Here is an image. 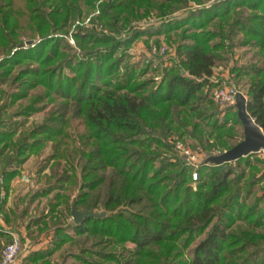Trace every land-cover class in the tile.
Here are the masks:
<instances>
[{
  "label": "trees",
  "instance_id": "obj_1",
  "mask_svg": "<svg viewBox=\"0 0 264 264\" xmlns=\"http://www.w3.org/2000/svg\"><path fill=\"white\" fill-rule=\"evenodd\" d=\"M162 36L170 66L134 61L135 43ZM238 48L255 54L231 72L248 77L264 130V0H0L1 212L23 164L49 148L23 206L4 213L26 264L61 250L84 264H264V159L205 161L244 138L231 141L238 112L220 119L209 95ZM185 138L200 164L177 149ZM73 207L105 214L70 223ZM12 239L0 228V260Z\"/></svg>",
  "mask_w": 264,
  "mask_h": 264
},
{
  "label": "rangeland",
  "instance_id": "obj_2",
  "mask_svg": "<svg viewBox=\"0 0 264 264\" xmlns=\"http://www.w3.org/2000/svg\"><path fill=\"white\" fill-rule=\"evenodd\" d=\"M95 12H96V10H94L93 12H91L90 15L91 14H94ZM184 13H185L184 11H180L179 13L176 14V16H179V15L182 16ZM90 15L87 14L85 17L82 18V21L85 22L86 19ZM94 22L96 24L98 23V21H94ZM76 24H77V22H76ZM74 29H75V25H72V27L70 29L69 35L73 32ZM68 38H69L70 44L74 48H77L75 41H74V43L71 42V39H70L71 36H68ZM160 39H161L162 43H165V44L168 45V42L166 41V39H165L164 36H162ZM138 44L135 43V45H133V47L129 51L132 55H134L136 57V59H140L142 57V54H143L142 50H140V49L143 48V46H140L139 47ZM254 55L255 54H254V51L253 50H248L246 48H238V49L235 50L234 55L231 57V60H230L229 63H227V65H225V64H219V65H217L214 68V74L212 75V77H210V80H209V81H211L213 83L212 86H211V88L209 89L210 99H213V93L216 90V88L221 87L223 85H228V84H231L234 87H236L239 91H241L243 94H245L246 97L248 98V96H247V91H248V86H249L248 77L247 76H243V77H240V78L236 79V78H234V76H233V74L231 72V69L235 65H244V64L250 65L252 62H255L254 61V57H255ZM169 66H170V64H169ZM151 75H153V76L156 75V79L157 78L159 79L158 81H160V79H162L161 78L162 77V71L161 70L158 71L156 74L152 71V72L146 74L144 76V78H148ZM218 109H219V112H220V119H223L225 117V115H227L228 113H236V112H238L236 106L235 107L234 106L227 107L225 109H221L218 106ZM43 115H44L43 113L42 114L35 115L33 118H31L29 120V124L34 119H35V121H41L42 118H43ZM230 124H232V120H230ZM236 126H237V135L231 140L232 142H235L237 140L239 141V140H241L244 137L243 125L236 124ZM178 142H181V141H178ZM181 143H183V145L185 147H189L193 152L199 154L198 160H197V164H200L201 162L204 161V159L206 158V155H205L206 153L203 150L202 146H199V144H196V141L194 139H192V138H185V142L182 141ZM195 145H198V146H196L197 147L196 149L193 148V147H195ZM48 151H49V148L46 149L41 155H34L31 158L32 159L31 161L34 162V163L31 162L34 165V167H33L34 169H35L36 165H37V167L40 165V163L42 162V160L44 159V157L48 154ZM221 152H222V148L216 147L214 149V154L215 155H219V153H221ZM255 155L257 157H260V158H263L264 159V156L263 155H259L258 153L255 154ZM35 161H36V163H35ZM47 172H49V169H47ZM28 185H30V184H28ZM260 193H262V191ZM44 203H45V199L43 200L42 206L44 205ZM35 205H36V203H35ZM34 207L35 206L33 205V207L31 208V210L34 209ZM27 220H28V218L25 221H27ZM67 221L68 222L70 221V223H74V220H72V217H68V220ZM23 232L25 234L27 231L25 229H23ZM35 232H36L35 235H37V231H35ZM44 242H46V241H44ZM129 245L130 246H133L131 244H129ZM48 247H51V245L48 246ZM72 249H73L72 251L75 252L76 254H78L80 252V249L77 246H74ZM66 252H67L66 250H61V251L56 252L54 254V256H53L54 257L53 260L55 261L54 264H84L83 262L75 259V257L72 254H65Z\"/></svg>",
  "mask_w": 264,
  "mask_h": 264
},
{
  "label": "built area",
  "instance_id": "obj_3",
  "mask_svg": "<svg viewBox=\"0 0 264 264\" xmlns=\"http://www.w3.org/2000/svg\"><path fill=\"white\" fill-rule=\"evenodd\" d=\"M99 10L95 12L93 15L99 14ZM88 17L84 24L90 26L91 25V18L92 16ZM77 24H80V21H77ZM71 42L74 43V39L71 37ZM143 54L140 59H136L135 56H133L134 61L140 62V64H145L150 61L153 62V66H158V64L161 62L164 66H167L170 64L168 57H170L169 52L171 51V48L169 45L165 43H161L158 45L157 43H154L151 41L149 48L143 47L142 49ZM158 79V78H157ZM241 92L236 87H234L231 84L223 85L221 87L216 88V90L213 93V99L218 104V106L221 109H225L227 107L236 106L237 104V94ZM177 148L180 150L182 154H186L189 157V160L192 161L193 164H197L198 160V153L193 152L189 147H185L183 143L178 142ZM259 155L264 156V148L261 149L259 152H256ZM196 177V174L194 175ZM31 175L25 173L22 175L21 180L23 183L30 184L31 183ZM5 177L3 174L0 173V199L5 198ZM72 220H74V217L72 216ZM0 228L4 229L8 233L12 235V241L5 244L2 249V259L0 264H17L19 259L21 258V255L23 253L22 245H21V237L20 235L10 228L6 227L4 224V213L0 211Z\"/></svg>",
  "mask_w": 264,
  "mask_h": 264
},
{
  "label": "water",
  "instance_id": "obj_4",
  "mask_svg": "<svg viewBox=\"0 0 264 264\" xmlns=\"http://www.w3.org/2000/svg\"><path fill=\"white\" fill-rule=\"evenodd\" d=\"M221 1V0H215ZM28 44H32L29 41ZM247 97L242 92L237 94V111L238 116L242 122L244 129V138L234 145L232 148L224 151L219 155H213L208 157L205 161L213 164H223L225 162H234L244 156L252 153L259 152L264 148V130L255 121L252 115L247 110ZM72 216L74 217L75 223L79 224L86 217H101L105 213H97L93 211H80L75 207L72 209Z\"/></svg>",
  "mask_w": 264,
  "mask_h": 264
},
{
  "label": "crops",
  "instance_id": "obj_5",
  "mask_svg": "<svg viewBox=\"0 0 264 264\" xmlns=\"http://www.w3.org/2000/svg\"><path fill=\"white\" fill-rule=\"evenodd\" d=\"M140 45H139V44ZM137 44H138V46L140 47V46H143V47H146V44L144 43V41H140V42H138ZM135 45V44H134ZM133 47V46H132ZM34 155H32L26 162H25V164H23V166L21 167V174L20 175H18L16 178H14L13 180H12V182H11V189H10V191H9V194H8V199L6 200V202L4 203V205H3V207H4V213L6 212V213H8V214H10L11 215V209L12 208H15V207H17V205L19 204V207L21 208L23 205L20 203V199L22 198V197H25L28 193H29V190H30V185H28V184H26V183H23L22 182V180H21V177H22V175L23 174H25V173H28V174H30L31 175V177L34 179V177H35V175H36V171H37V165H36V167H35V169L33 168L34 167V165H33V161H31L32 159V157H33ZM31 162H33V163H31ZM35 163H36V161H35ZM34 169V170H33ZM32 170V171H31ZM31 171V172H30ZM12 219H14L13 217H12ZM20 222H22V221H20ZM4 224H5V226L6 227H9V226H7V224H6V222H5V219H4ZM10 224H13V223H10ZM19 225H21L20 227H19V231H20V233L23 235V236H25V234L27 233H25L24 234V232H23V229H25L26 230V228H25V226L24 225H22L21 223L19 224ZM27 231V230H26ZM6 244V241L5 240H3L2 241V245H3V247H4V245ZM27 245V244H26ZM26 245H25V248L23 249V253H22V255H21V258L19 259V261H18V263L17 264H26V259H25V257L28 255V253H29V251L30 250H27L26 248ZM36 248H38V246H35L34 247V249H36ZM32 249V248H31ZM1 259H2V254H1ZM0 262H1V260H0Z\"/></svg>",
  "mask_w": 264,
  "mask_h": 264
}]
</instances>
